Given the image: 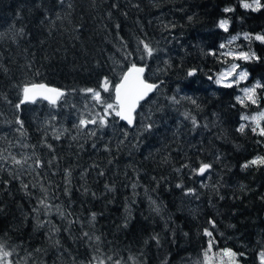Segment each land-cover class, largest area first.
<instances>
[{
	"label": "trees",
	"instance_id": "1",
	"mask_svg": "<svg viewBox=\"0 0 264 264\" xmlns=\"http://www.w3.org/2000/svg\"><path fill=\"white\" fill-rule=\"evenodd\" d=\"M70 2L73 4L71 16L57 20V13L64 16L66 11V5L60 8L58 0H0V33L3 34L0 64L7 69V72L0 69V147H6L8 141L22 140L36 145L41 158L50 159L51 153L41 147V140L48 127L46 122L50 116H57L55 127L69 132L55 141L49 129L48 143L53 144L56 156L61 158V169H75L71 210L81 216L93 211L98 213L97 234L103 233L112 242L110 247L120 255L126 257L130 249L133 254L143 253L144 264H164L165 261L178 264L184 255H195L205 246L208 238L204 229L212 230L208 223L211 218L216 222L213 234L219 241L217 248L245 253L239 258L240 264H258L257 253L264 237V166L242 169L241 165L256 156H264V137L254 134L251 131L254 125L240 117L251 116L264 108V101L259 109L255 105L245 108L235 97L242 95V88L257 80L264 82V44L241 38L231 45L236 50H255L261 57L259 62L232 61L222 55L218 59L208 53L209 49L222 53L225 50L219 49V44L238 33H264V10H243L238 0H97L95 7L91 0ZM113 4L118 7L113 8ZM132 4H139V8ZM226 6H235L236 11L225 14L222 9ZM125 12L127 16L123 15ZM189 16H193L192 21L188 20ZM222 18L231 20L227 33L216 27ZM170 22L176 26L165 28ZM116 24L120 25L118 31ZM13 27H23L26 35L14 36L10 31ZM119 37H123L133 51L134 62L147 64L144 78L160 86L147 102H141L135 126L129 128L113 116L109 117L108 127L95 129L97 137L89 138L85 133L80 135L78 143L72 141L71 136L78 135L73 125L78 123L81 113L86 112L88 100L80 90L96 88L103 76L116 83L132 62L123 61ZM140 38L147 39L159 50L154 57L140 60L144 55L136 51ZM165 60L169 64H165ZM233 62L248 69L249 79L232 88L217 85L216 75ZM29 63L31 69L25 67ZM193 68L197 71L189 77L187 72ZM210 76L213 79L210 80ZM39 82L61 88L68 95L56 107L47 100L37 99L17 110L20 87L24 83ZM173 95L178 99L191 97L199 108L188 100L174 105L169 100ZM105 98L111 102L108 94ZM184 112L196 116L201 127L193 129L191 121L184 119ZM149 115L154 127L146 132L141 122ZM17 117L23 121L26 137L16 131ZM205 123L207 128L203 127ZM240 123L248 124L244 133L236 130ZM122 132L128 133L126 139ZM122 139L124 143L120 144ZM93 143L97 145L96 150L91 147ZM79 144L84 146L82 151H78ZM105 144L112 149L111 153L103 150ZM15 151L31 154L30 148L17 147ZM217 155L219 160H216ZM189 161L193 166L199 161L212 163L213 169L205 177L192 176L187 169L175 171ZM93 163H98L106 175L97 177L93 171L82 181L80 171ZM137 177L139 185L133 190L130 183ZM153 177L160 181L159 185ZM7 179L6 173H0V180ZM48 179L63 187L62 175H49ZM81 183L99 198L82 196L75 190ZM106 183L114 185V193H105ZM178 183L184 188H195L199 198L185 195L182 188L176 187ZM202 183L207 186L202 187ZM34 195H40L38 189ZM149 196L162 205L160 215L151 210ZM56 203L67 206L68 200L61 193ZM34 204L35 200L30 202L20 191L17 181H12L7 189L0 183V208L3 209L0 235L7 233L11 238L9 243L20 245V257L25 255V250L39 247L46 250L38 257L44 264L59 263V253L50 247L46 229H35L32 218L23 219L22 213H30ZM126 205L131 208L132 220L124 229L120 226ZM49 218L56 224L63 223L58 216ZM156 233L161 238L159 246L151 240ZM74 235H79V226ZM58 238L73 255L80 259L86 257L84 246L74 243L67 233L61 232Z\"/></svg>",
	"mask_w": 264,
	"mask_h": 264
},
{
	"label": "snow or ice",
	"instance_id": "2",
	"mask_svg": "<svg viewBox=\"0 0 264 264\" xmlns=\"http://www.w3.org/2000/svg\"><path fill=\"white\" fill-rule=\"evenodd\" d=\"M97 0H91L92 6H96ZM60 8L64 9L66 5V11L64 16L57 13L56 19L63 20L68 19L71 16V10L73 9V4L70 0H58ZM132 7L139 8V4H132ZM238 6L243 10H250L252 12H260L264 10V2L262 0H238ZM113 8H117V4L112 5ZM223 13H234L236 11L235 6H226L222 9ZM19 16V13L17 14ZM111 17V12L108 13ZM127 16V12L123 13ZM47 18V17H46ZM189 21L193 20V16L188 17ZM231 25L230 18H222L217 22L216 27L223 30L225 33L229 31ZM176 25L174 23H169L165 25V28H174ZM115 28L117 31L120 29V25L116 24ZM13 31L14 36L23 37L26 35L23 27L19 29L10 28ZM3 34L0 33V37ZM243 39L248 42H259L264 44V33H238L230 37L226 42L219 44V49L225 50L219 53L216 49H209V55L216 56L218 59L222 55L223 57L230 58L232 61H243V62H259L261 57L257 55L256 51L249 48L247 51L232 49L231 45L233 42ZM121 43V50H123V61L131 63L127 64L126 70L122 71L119 77V82L114 83L112 79L108 76H103L96 88H85L80 91L88 98L85 103L86 112L81 113V118L78 123L74 124L73 127L77 129L78 135L71 136V140L79 142L80 135L87 134L89 138L97 137V132L95 129H104L109 126V117H118L119 120L125 121L128 126H135L136 116L138 107H142L141 102H147L149 94L155 92L159 88L157 83H149L145 78L144 74L147 69V64L144 63L142 66L134 62L133 51H130L128 44L124 41L123 37H119ZM136 51H141L144 55L139 58L141 61H145L154 57L158 49L152 47L150 41L145 38H140L136 47ZM227 63V60L224 61ZM165 64H169L167 60L164 61ZM170 66V65H169ZM27 69L32 68V64L29 63L25 66ZM0 69L7 72V69L0 64ZM115 71V69H111ZM197 69L193 68L187 72L189 77L194 76ZM251 73L247 68L241 67L240 63L233 62L229 67L225 68L218 76L215 78V83L221 85L225 88H232L239 86L241 82H246ZM213 79V77H209ZM160 83H163L162 81ZM76 91L75 89L72 90ZM242 95L235 97L237 103L241 106L247 108L249 105H255L259 109L261 101H264V82L257 80L249 87H244L240 90ZM21 98L19 103L15 104V108L20 109L21 105L25 103H35L38 98L47 100L49 104L53 107L58 105V102L65 98L68 93L58 87L50 86L47 83H24L20 87ZM105 94L111 97V102L105 98ZM7 99L6 97L4 98ZM170 102L174 105H179L181 100H188L197 108L199 105L196 100L191 97H180L177 98L173 95L169 98ZM10 104L11 101H8ZM89 103L91 107H89ZM75 108V105L72 106ZM235 107V105H233ZM2 115V113H0ZM215 115V114H214ZM183 117L185 120H190L193 129L201 127L200 121L196 116L191 115L189 112H184ZM242 121L251 122L254 126L251 127V131L254 134H258L264 137V109L257 111L255 115H242L240 117ZM57 116H50L47 123V128L44 131L41 140V147H46L51 153L50 159L41 158L36 152V145H29L24 143L22 140L8 141L6 147H0V173H6L9 179L0 180L3 184L4 189L8 188V185L12 181H17L20 185V191H22L25 196H28L31 200H35V204L31 208L30 213H22L23 219L28 220L32 218L35 220V229H47L46 238L50 247L56 249L59 253L57 260L59 264H144L143 253L133 254L131 250H128V255L125 257L120 255L114 249L110 247L111 241H108L103 233L97 234L96 232V222L98 213L90 212L87 216H81L72 211V201L73 194V172L75 171L72 167H66L61 169L59 166L60 157L56 156L55 148L52 143H48L49 139V129L51 130V139L55 141L61 140L66 133L69 132L68 129L56 128L55 123L57 122ZM11 123V122H9ZM19 127L16 129L21 136L26 137V133L23 132V121L18 117L15 121ZM143 130L146 132H151L154 127V121H151V116H147L144 121L141 122ZM247 123H240L236 129L240 133H244ZM203 127L207 128L208 124H204ZM128 133L122 132V136L126 139ZM6 139V137L4 138ZM124 140H120V144H123ZM17 147L21 149H31V154H24L19 151H15ZM83 144H79L78 151L83 150ZM92 149L96 150L97 145L95 143L91 144ZM135 147V146H134ZM103 150L105 152L111 153L112 149L108 144L104 145ZM220 156H216V160H219ZM112 160L108 163L112 164ZM261 167L264 166V156H256L251 160L245 161L242 165V169H248L250 167ZM182 169L189 170L192 176L205 177L210 174L213 169L212 163H206L199 161L197 166H193L192 162H185L180 168L175 169V171L180 172ZM47 170V171H45ZM95 172L97 177H103L106 175L105 171L100 168L98 163L91 164L88 168H83L80 173V179L82 181L86 180V177L90 172ZM62 175L63 177V187L60 184H55L53 181L49 180L48 177ZM31 178V179H30ZM33 180L35 182H33ZM156 181V178L153 177ZM163 180V178H161ZM159 185L160 181H156ZM139 185V178L130 183V187L135 190ZM202 187L207 185L201 184ZM177 188H182L184 194L187 196H196L198 199L197 191L195 188H184L182 183L176 184ZM243 187V186H241ZM39 190L40 195L35 196L34 192ZM76 191L80 192L82 196H91L93 199H98L97 194L85 184L81 183L75 188ZM114 185L105 184V193H114ZM63 194L67 198V206L56 203L60 199V194ZM135 195V191H134ZM150 208L157 215L161 214L162 205L157 203L156 199L151 196L148 197ZM220 199H224L220 196ZM264 199V197H262ZM111 203V201H109ZM3 209L0 208V212ZM58 216L63 222L61 224H56L49 217ZM99 215H102L99 214ZM43 217V218H42ZM132 220L131 208L130 206H125V216L123 223L120 227L127 229L129 223ZM208 223L211 225V229H204V235L208 238L206 240L205 246L201 249L202 260L200 264H239V258L245 256V253H237L232 248H217L219 241L214 236V231L216 230V222L213 219H209ZM79 226V235H74L75 228ZM167 228V223L165 224ZM234 227V226H233ZM61 232L67 233L68 238L74 243H79L84 246L87 251V255L84 259H80L78 255H73L72 251L64 247L61 240L58 238ZM174 235V234H173ZM184 235H188L184 233ZM222 235V234H221ZM10 237L7 233L0 235V264H44L42 255L46 252L45 249L35 248L32 251L25 250V255L23 257L19 256L18 249L20 245L9 243ZM151 240L159 246L161 243V238L158 233L151 236ZM145 244L148 243L147 240L144 241ZM107 249V250H106ZM215 249V251H214ZM259 264H264V248H262L258 253ZM55 264V262H54ZM167 264V261L164 262Z\"/></svg>",
	"mask_w": 264,
	"mask_h": 264
},
{
	"label": "rangeland",
	"instance_id": "3",
	"mask_svg": "<svg viewBox=\"0 0 264 264\" xmlns=\"http://www.w3.org/2000/svg\"><path fill=\"white\" fill-rule=\"evenodd\" d=\"M225 69V68H224ZM224 69H222L216 76H218ZM216 78V77H215ZM264 109V108H262ZM257 113V112H256ZM256 113L252 114L255 115ZM47 231V229H46ZM264 248V237H263V242H262V247L261 249ZM260 249V250H261ZM259 250V251H260ZM215 251V250H214ZM258 251V253H259ZM258 253H257V262L259 264V259H258ZM202 260V256H201V251L195 255H184L178 262V264H200V261ZM54 264V263H53ZM55 264H59V263H55ZM240 264V263H239Z\"/></svg>",
	"mask_w": 264,
	"mask_h": 264
},
{
	"label": "water",
	"instance_id": "4",
	"mask_svg": "<svg viewBox=\"0 0 264 264\" xmlns=\"http://www.w3.org/2000/svg\"><path fill=\"white\" fill-rule=\"evenodd\" d=\"M140 65V64H139ZM142 66V65H141ZM125 70H126V68H125ZM149 83H154V82H152V81H149V80H147ZM119 82V80L116 82V83H118ZM152 93H150L149 94V96L151 95ZM38 99H40V98H38ZM119 119V118H118ZM121 121V120H120ZM121 122H123L126 126H128L127 125V123L125 122V121H121ZM129 128H131L132 126H128Z\"/></svg>",
	"mask_w": 264,
	"mask_h": 264
}]
</instances>
